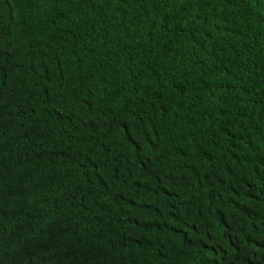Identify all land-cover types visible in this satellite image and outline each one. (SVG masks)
Listing matches in <instances>:
<instances>
[{
  "label": "trees",
  "instance_id": "obj_1",
  "mask_svg": "<svg viewBox=\"0 0 264 264\" xmlns=\"http://www.w3.org/2000/svg\"><path fill=\"white\" fill-rule=\"evenodd\" d=\"M0 264H264V0H0Z\"/></svg>",
  "mask_w": 264,
  "mask_h": 264
}]
</instances>
